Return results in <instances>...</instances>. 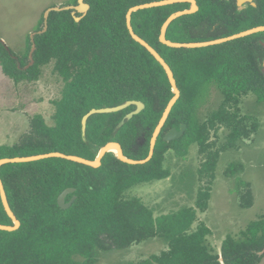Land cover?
I'll return each instance as SVG.
<instances>
[{
  "label": "trees",
  "instance_id": "16d2710c",
  "mask_svg": "<svg viewBox=\"0 0 264 264\" xmlns=\"http://www.w3.org/2000/svg\"><path fill=\"white\" fill-rule=\"evenodd\" d=\"M163 0H85V17L73 11L52 12L45 28L44 16L35 30L34 64L26 68L32 50L31 35L22 54H14L0 40V66L16 84L37 82L42 69L54 65L63 83L61 96L53 102L54 124L42 115L31 119L30 131L11 146H0V160L50 153L96 160L110 142L122 146L125 156L140 161L150 154L153 134L174 98L172 85L161 64L130 35L127 14L133 7ZM199 11L176 19L167 40L204 43L264 26V0H254L239 11L237 0H196ZM78 5V0L74 1ZM70 6V5H69ZM191 9V4L140 10L132 15L134 32L153 47L172 69L181 92L158 138L152 160L130 165L107 153L102 166H90L60 158L31 163L6 164L0 168L12 211L21 226L0 231V264H98V253L130 249L149 239H164L166 248L138 264H259L264 256V218L254 221L237 237L228 236L221 254L213 253L207 238L212 231L204 223L196 228L198 211L209 208L215 170L223 152L239 149L250 140L259 122L241 114L242 99L250 94L264 101V32L202 49H175L160 42L168 18ZM77 18H82L77 22ZM216 86L223 95L219 110L202 122L199 113ZM138 101L145 109L118 128L136 106L89 118L86 135L83 118L93 109L118 107ZM186 125L184 135L165 142L173 128ZM220 127L230 130L221 148L212 142ZM205 158L201 173L210 186L201 190L195 207L155 217L143 201L127 192L140 185L170 178L166 155L187 159L192 145ZM242 164H231L227 177H237L241 207H253L251 185L242 180ZM75 192L62 209L60 195ZM244 189V192H242ZM0 225L13 226L0 195Z\"/></svg>",
  "mask_w": 264,
  "mask_h": 264
},
{
  "label": "rangeland",
  "instance_id": "374dc122",
  "mask_svg": "<svg viewBox=\"0 0 264 264\" xmlns=\"http://www.w3.org/2000/svg\"><path fill=\"white\" fill-rule=\"evenodd\" d=\"M74 1L0 0V40L14 54H22L27 38L35 33L45 12L51 8L75 6ZM62 88L63 83L55 74L53 64L42 69L39 81L20 84L6 77L0 66V146L17 143L30 131L31 119L36 115H42L49 125H53V102L60 98ZM223 100L221 92L213 86L199 119L202 122L209 119L219 110ZM240 109L241 114L257 119L258 131L250 140L239 141V149H228L221 154L211 186L209 208L205 213L198 211L199 217L194 224L196 228L204 223L211 229L212 234L207 240L211 251L216 254L228 236L237 237L250 223L264 218V101H258L255 95L250 94L242 99ZM229 132L228 128L220 127L216 134L212 133L211 141L216 142V148L226 144ZM204 161L196 144L191 146L185 160L170 151L165 161L170 178L140 184L130 189L127 195L140 198L154 211L155 217L195 207L200 191L210 186L208 177L201 173ZM231 164H242L245 168L241 178L251 185L254 197L253 207L249 209L241 207L238 178L226 175ZM165 248L164 239L157 237L130 249L100 252L98 264H138ZM259 264H264V257Z\"/></svg>",
  "mask_w": 264,
  "mask_h": 264
},
{
  "label": "water",
  "instance_id": "95a60500",
  "mask_svg": "<svg viewBox=\"0 0 264 264\" xmlns=\"http://www.w3.org/2000/svg\"><path fill=\"white\" fill-rule=\"evenodd\" d=\"M254 0H237V4H238V9L239 11H242L245 9L244 4L246 2H250L252 3L253 6H255V3L253 2ZM190 3L191 4V9L189 10H185L182 12H177L173 15H171L168 20L165 22V24L163 25L162 29H161V34H160V42L164 45H167L171 48H175V49H202V48H207V47H211V46H216V45H221L230 41H234L237 39H242V38H246L258 33H263L264 32V26L261 27H257V28H253L251 30L245 31V32H241L239 34L233 35L231 37L228 38H223V39H219V40H215V41H210V42H204V43H190V44H181V43H174L171 41L167 40V31L169 26L178 18L185 16V15H190V14H194L196 12L199 11V6L197 4L196 0H163V1H159V2H153V3H149V4H143V5H139L136 7H133L129 10L128 14H127V26L130 32V35L132 36V38L138 42L139 44H141L144 48H146L151 54L152 56L161 64V66L164 68L168 79L170 81V84L172 85V90L174 93V98L169 102L163 116L162 119L160 120L154 134L151 140V147H150V154L148 156L147 159L145 160H140V161H135V160H130L128 159L125 154L124 151L122 149V146L117 143V142H110L108 143L99 153L98 157L96 158V160L94 161H90L78 156H69V155H65L63 153H50V154H45V155H38V156H31V157H23V158H12V159H2L0 160V168L3 165L6 164H17V163H31V162H36V161H40V160H45V159H49V158H60V159H65L71 162H75V163H79L82 165H86V166H90L92 168H99L102 166V160L104 158V156L107 153H113L115 154L121 161L130 164V165H145L146 163L150 162L154 156V152H155V147L158 141V138L162 132V129L164 128L166 121L174 107V105L176 104V102L179 100L180 96H181V92L177 86V81L175 79L174 73L172 71V69L170 68V66L168 65V63L163 59V57L153 48L151 47L145 40H143L142 38H140L133 29L132 26V15L140 10H146V9H152V8H157V7H163V6H168V5H173L176 3ZM90 9V6L88 4L85 3V0H78V5L76 6H68V7H62V8H51L48 9L45 12L44 15V25L45 28L42 32L39 33H43L45 31H47L48 29V19H49V15L52 12H60V11H73V15L78 12L80 14L83 15V17H85L88 13ZM82 18H77V22H80ZM35 33L31 34V39H32V50L30 52V64L26 67L29 68L30 66H32L34 64V59H33V55L34 52L36 50V45L34 43V37H35ZM1 42L3 44H5L2 40ZM261 46L264 47V43H261ZM130 106H136V110H134L133 112H131L130 114H128L125 119L119 124L118 128H121L122 126H124V124L126 123V121H130L131 119H133L136 115H139L144 109H145V105L142 102H138V101H128L118 107H114V108H106V109H93L91 110L84 118L82 121V125H83V134L84 137L86 135V127H87V122L89 120L90 117H92L93 115L96 114H112V113H117L120 111H123L125 109H127ZM187 129L186 125H182L180 127V129H176L173 128L172 130H170L164 137V141L165 142H171V141H176L178 139H180L185 131ZM116 150V152H115ZM75 190L74 189H67L65 190L59 197L58 199V204L59 206L64 209L67 210L69 209L74 201H75V197L70 201V202H66V198L68 197V195L74 193ZM0 195H1V200H2V204L4 206V209L7 213V215L9 216V218L13 221V226H5V225H0V231H7V232H14L16 230H18L21 226L20 221L17 219V217L15 216L14 212L12 211L9 201H8V197L6 194V190L4 187V184L0 178ZM260 256L264 255V251H262L260 254ZM220 262L222 264H224L223 260L220 259Z\"/></svg>",
  "mask_w": 264,
  "mask_h": 264
},
{
  "label": "flooded vegetation",
  "instance_id": "af4514ba",
  "mask_svg": "<svg viewBox=\"0 0 264 264\" xmlns=\"http://www.w3.org/2000/svg\"><path fill=\"white\" fill-rule=\"evenodd\" d=\"M253 2H254V1H253ZM237 5H238V4H237ZM249 5H252V3H250V2H246V3L244 4L245 9H246ZM261 43H264V42L260 41V44H261Z\"/></svg>",
  "mask_w": 264,
  "mask_h": 264
},
{
  "label": "crops",
  "instance_id": "0c3cea01",
  "mask_svg": "<svg viewBox=\"0 0 264 264\" xmlns=\"http://www.w3.org/2000/svg\"><path fill=\"white\" fill-rule=\"evenodd\" d=\"M198 217H199V213H198ZM193 228H195V226L193 227ZM221 253V251L219 252V254Z\"/></svg>",
  "mask_w": 264,
  "mask_h": 264
},
{
  "label": "bare ground",
  "instance_id": "6f19581e",
  "mask_svg": "<svg viewBox=\"0 0 264 264\" xmlns=\"http://www.w3.org/2000/svg\"><path fill=\"white\" fill-rule=\"evenodd\" d=\"M115 152H116V150H115Z\"/></svg>",
  "mask_w": 264,
  "mask_h": 264
}]
</instances>
